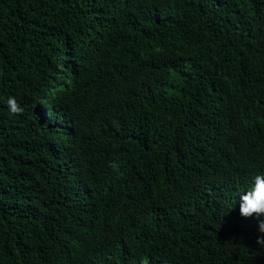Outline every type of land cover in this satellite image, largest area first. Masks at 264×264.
I'll return each mask as SVG.
<instances>
[{
  "label": "trees",
  "instance_id": "16d2710c",
  "mask_svg": "<svg viewBox=\"0 0 264 264\" xmlns=\"http://www.w3.org/2000/svg\"><path fill=\"white\" fill-rule=\"evenodd\" d=\"M259 174L264 0H0V264H264Z\"/></svg>",
  "mask_w": 264,
  "mask_h": 264
},
{
  "label": "clouds",
  "instance_id": "9594fccd",
  "mask_svg": "<svg viewBox=\"0 0 264 264\" xmlns=\"http://www.w3.org/2000/svg\"><path fill=\"white\" fill-rule=\"evenodd\" d=\"M7 107L13 115L23 113V108L15 97H8ZM239 214L244 218L264 216V174L256 175L250 188L240 195ZM261 234H264V220H260L258 223L256 238V244L264 246V235Z\"/></svg>",
  "mask_w": 264,
  "mask_h": 264
}]
</instances>
